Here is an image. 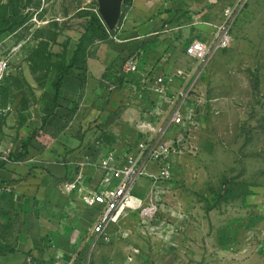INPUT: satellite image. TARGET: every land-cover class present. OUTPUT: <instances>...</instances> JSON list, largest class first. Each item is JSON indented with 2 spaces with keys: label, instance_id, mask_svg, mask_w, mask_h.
<instances>
[{
  "label": "rangeland",
  "instance_id": "rangeland-1",
  "mask_svg": "<svg viewBox=\"0 0 264 264\" xmlns=\"http://www.w3.org/2000/svg\"><path fill=\"white\" fill-rule=\"evenodd\" d=\"M97 14V0H0V59L9 60L0 100L13 106L19 121L44 103L58 66L68 63L89 17ZM232 36L229 49L215 54L202 79L211 104L198 154L181 159L165 193L147 179L137 183L142 202L181 218L169 226L154 221L143 234L138 215L131 214L113 228L110 244L77 242L65 256L44 243L48 233L61 236L58 221L42 228L20 224L32 246L18 254L10 232L1 250L11 262L0 257V264H264V0H245ZM84 43L90 55L100 49ZM136 143L101 133L85 149L122 154ZM87 224L85 218L77 228L84 232ZM124 230L132 233L130 239L119 237ZM77 236L73 240L81 239Z\"/></svg>",
  "mask_w": 264,
  "mask_h": 264
},
{
  "label": "crops",
  "instance_id": "crops-1",
  "mask_svg": "<svg viewBox=\"0 0 264 264\" xmlns=\"http://www.w3.org/2000/svg\"><path fill=\"white\" fill-rule=\"evenodd\" d=\"M124 1L112 31L122 42L108 38L91 44L90 49H100L93 55L87 52L84 80L65 77L59 106L45 124L42 119L51 108L52 87L45 91L42 105L26 112L23 122L14 116L13 106L0 100L2 108H11L0 117V154L12 151L9 161H0V186L9 188L0 192V246L11 232L14 250L23 254L33 241L30 233L19 229L20 224L42 228L57 221L61 236L48 233L44 240L47 246L60 249L64 255L73 244H86L85 231L77 225L90 210L71 204L58 186L74 171L85 147L101 133L138 142L135 127L141 113L135 108L136 98L130 95V77L121 71L123 63L132 55H142L141 69L155 68L159 73L187 69L192 62L185 56L186 46L209 38L212 29L207 24H217L224 8L243 0ZM105 46H110V52L104 51ZM35 132L40 133L34 137ZM76 232L81 236L78 241L73 240ZM4 257V262H11Z\"/></svg>",
  "mask_w": 264,
  "mask_h": 264
},
{
  "label": "built area",
  "instance_id": "built-area-1",
  "mask_svg": "<svg viewBox=\"0 0 264 264\" xmlns=\"http://www.w3.org/2000/svg\"><path fill=\"white\" fill-rule=\"evenodd\" d=\"M244 2L224 8L217 24H207L212 29L207 40H193L186 46L185 56L192 62L187 69L161 73L155 68L141 69L142 55H132L123 63L121 71L130 77V92L137 100L136 110L141 113L138 142L122 154L84 149L74 171L58 186L59 193L71 204L92 212L86 216V243L92 240L94 245L100 241L110 244L113 227H119L131 214L138 215L137 228L143 234L150 231L154 221L169 226L181 218L180 213L164 206L142 202L137 197V183L147 179L158 193H165L181 159L198 154L211 104L202 79L215 54L231 46L232 28ZM108 33L113 41L122 42L112 31ZM8 68L9 60L0 59V83ZM10 111V107L0 106V117ZM11 154L10 149L3 151L0 161H9ZM8 190L0 186V192ZM131 235L130 231L119 232L122 240Z\"/></svg>",
  "mask_w": 264,
  "mask_h": 264
},
{
  "label": "trees",
  "instance_id": "trees-1",
  "mask_svg": "<svg viewBox=\"0 0 264 264\" xmlns=\"http://www.w3.org/2000/svg\"><path fill=\"white\" fill-rule=\"evenodd\" d=\"M16 1H22V0H16ZM131 1L132 0H125L124 2L125 4H129ZM19 24H22L21 21H19L18 25ZM9 29L11 30V28ZM108 38H109L108 30L106 29V26L102 22L100 16L98 14L91 15L85 26L84 33L80 39V42L73 51L72 56L69 59L68 63L67 64L64 63L61 66H58L56 78L52 83L53 95H52L51 108L45 112V116L42 119L43 124H45L48 117L54 114V111L59 106L58 101L60 99V89L64 83L65 77L72 76L80 79L81 81L84 80V75L86 71V65H85L86 55H87V46L85 45L84 42L92 44L95 41H104ZM39 133L40 132L36 133L34 137L38 136ZM23 150H26V145H24ZM1 249H3V247L0 246V251H1L0 257L6 256L7 254L3 253ZM12 252L13 250L9 251L8 253L10 254Z\"/></svg>",
  "mask_w": 264,
  "mask_h": 264
},
{
  "label": "water",
  "instance_id": "water-1",
  "mask_svg": "<svg viewBox=\"0 0 264 264\" xmlns=\"http://www.w3.org/2000/svg\"><path fill=\"white\" fill-rule=\"evenodd\" d=\"M123 0H97L98 15L109 31H114L118 24Z\"/></svg>",
  "mask_w": 264,
  "mask_h": 264
}]
</instances>
